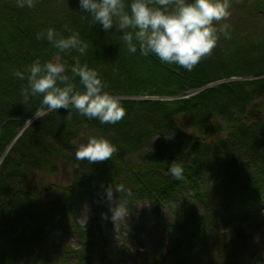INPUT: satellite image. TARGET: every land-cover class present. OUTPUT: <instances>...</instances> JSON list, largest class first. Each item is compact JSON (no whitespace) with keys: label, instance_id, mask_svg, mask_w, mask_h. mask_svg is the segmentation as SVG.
Segmentation results:
<instances>
[{"label":"trees","instance_id":"obj_1","mask_svg":"<svg viewBox=\"0 0 264 264\" xmlns=\"http://www.w3.org/2000/svg\"><path fill=\"white\" fill-rule=\"evenodd\" d=\"M249 2L264 21V0ZM49 27L62 35L69 34L66 29L79 32L85 53H60L62 62L68 69L76 57L98 71L125 108L120 121L101 124L75 109L69 119L60 108L26 125L41 108L42 94L25 102L20 90L27 81L12 73L37 57L55 58L58 50L35 38ZM120 37L115 26L105 32L93 24L78 0H36L32 8L0 0V157L8 149L0 162V264L20 258L52 223L74 217L102 186H111L119 198L128 189L155 206L183 195L182 203L169 207L172 221L163 224L171 235L168 246L143 250L142 264H207L209 252L224 264L238 262L228 234L219 231L211 243L207 237L214 221H245L264 208V35L231 39L191 71L139 50L128 53ZM73 83L82 88L78 77ZM193 89L199 90L179 97ZM151 135L173 143L134 155ZM89 136L108 139L115 146L112 156L78 160L76 146ZM61 157L75 165L73 179L46 198L53 185L32 188L29 176L52 173ZM173 160L183 168L179 181L165 171ZM87 233L79 232L78 247L55 255L58 264H92Z\"/></svg>","mask_w":264,"mask_h":264},{"label":"clouds","instance_id":"obj_2","mask_svg":"<svg viewBox=\"0 0 264 264\" xmlns=\"http://www.w3.org/2000/svg\"><path fill=\"white\" fill-rule=\"evenodd\" d=\"M35 2L16 0V5L32 8ZM78 6L105 32L115 26L128 53L139 50L141 56L151 54L162 63L175 64L187 71L216 46L218 33L226 39L229 36L226 23L219 26L213 23L229 17V0H78ZM66 31L69 34L62 35L49 27L35 34L37 40H46L58 52L54 59L41 62L37 57L25 65L23 71H13L14 77L27 81V86L20 90L23 100L27 102L31 96L42 94L41 108L35 117L64 108L68 110L69 119L71 109H75L78 114L95 118L101 124H115L125 116V108L119 96L106 90V82L98 71L76 57L68 69L62 62L60 53L75 50L83 55L87 49L78 31ZM76 77L82 88L74 87ZM114 151L115 146L105 137L89 136L86 142L77 144L75 156L89 163L99 162L111 157ZM165 171L173 180L182 179V165L175 160ZM105 193L110 201L111 186L105 188ZM111 211L114 221L123 215L118 205Z\"/></svg>","mask_w":264,"mask_h":264},{"label":"rangeland","instance_id":"obj_3","mask_svg":"<svg viewBox=\"0 0 264 264\" xmlns=\"http://www.w3.org/2000/svg\"><path fill=\"white\" fill-rule=\"evenodd\" d=\"M253 10L254 5L249 0H229V17L213 22L216 26L226 23L229 26V36L226 39L218 33L214 48L221 49L231 39L244 42L264 35L263 18ZM171 143L172 139L151 135L134 155L140 157L152 146ZM75 168L73 163L61 157L52 173L34 171L29 176L28 184L35 189L52 184L53 188L46 194V198H52L56 194V186L71 182ZM107 187L102 186L90 200L80 204L74 217L68 216L61 222L49 225L25 254L7 264H42V258L46 260V264H58L56 254L61 253L64 248L71 250L80 245L79 232L91 234L88 240L92 249V264H142L140 261L143 250L165 249L171 235L164 230L163 224L172 221L169 207L182 203L183 195L179 194L169 203L161 202L155 206L148 198H139L128 189L125 190L126 198H119L112 188V198L109 201L105 193ZM128 198H131V202ZM115 205L123 210V215L117 221L111 218V209ZM219 231L228 234L229 245L235 251L238 261L235 264H264V208L256 217L245 221L236 218L214 221L208 232L209 243L215 240ZM205 262L224 264L214 258L211 252L205 256Z\"/></svg>","mask_w":264,"mask_h":264},{"label":"water","instance_id":"obj_4","mask_svg":"<svg viewBox=\"0 0 264 264\" xmlns=\"http://www.w3.org/2000/svg\"><path fill=\"white\" fill-rule=\"evenodd\" d=\"M33 119H34V117L31 120H33Z\"/></svg>","mask_w":264,"mask_h":264}]
</instances>
